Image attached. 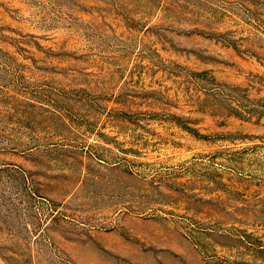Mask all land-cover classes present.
<instances>
[{
  "label": "rangeland",
  "instance_id": "obj_1",
  "mask_svg": "<svg viewBox=\"0 0 264 264\" xmlns=\"http://www.w3.org/2000/svg\"><path fill=\"white\" fill-rule=\"evenodd\" d=\"M0 264H264V0H0Z\"/></svg>",
  "mask_w": 264,
  "mask_h": 264
}]
</instances>
